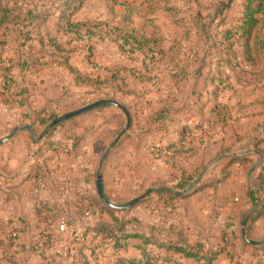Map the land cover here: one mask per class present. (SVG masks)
I'll return each instance as SVG.
<instances>
[{
  "label": "rangeland",
  "instance_id": "374dc122",
  "mask_svg": "<svg viewBox=\"0 0 264 264\" xmlns=\"http://www.w3.org/2000/svg\"><path fill=\"white\" fill-rule=\"evenodd\" d=\"M140 1H130L128 12L132 14L127 22L124 20L125 10L120 4L109 0H82V6L85 5L87 10L90 9L89 12L97 15L99 10L102 11L96 17L86 18L83 16L80 19V21L89 20L96 24H104L105 26H99L98 29L101 33L100 38L97 35L91 39L75 40V36H70L71 34L56 35L58 44H67L65 50L57 51L55 48L50 47L49 52H54L53 56H47L46 53L34 56V58L41 57V60L32 65L28 75H24L17 69L13 70L15 84L18 85V97L9 99L7 103L0 98V109H22L24 111L19 127L27 125L31 127L33 154L42 160L47 159L46 157L51 151L45 143H53L52 139L61 133H63L62 136L66 140H70V143H76V147L87 134L91 138L89 136L91 132L94 135L98 133L100 140L99 154L102 162L94 174L102 175V183L104 181V187L102 185V188L103 191L105 190V197L110 202L120 205L143 195L149 189L152 190L149 196L136 203L126 213L119 214L120 217L126 219L135 217L139 221V224L130 223L127 225L126 230L128 232H141L144 227H150L158 223L165 226L175 224L186 235L195 240H200L204 245L215 248L217 243L216 235L213 233L215 223L211 220L206 221L205 231L201 232L192 228L190 226L191 221L186 215V213H189V204H182L179 201L186 200L197 189H202L205 185L221 181L226 175L225 166L230 164L229 159L232 158L223 160L203 178L192 192L187 195H179L182 196L181 198L172 199L168 194H156L155 192L166 189L176 194L175 191H182L186 186L183 188L177 187L181 178L190 179L191 183L211 162L221 154L229 152L228 149L223 151V146H218L216 141L210 143L207 140V143L199 144L202 134L205 137L209 136L207 131L203 130V126L207 124L206 119L208 116L202 122L193 114L196 118L195 124L191 125L186 131L180 126L177 133H175L176 131L172 126L175 123L177 112H193L195 109H200L205 96L197 100L194 95L190 96V83L180 81L174 84L169 78L170 72L173 71L172 65L182 55L184 58L183 53H189L188 47L190 45L198 44L199 48L203 47L201 44L203 39L206 38L200 35L197 37L194 23L197 5L200 4L202 8L207 7V10L204 8L203 22V19H206V16L210 13L209 7L217 4L220 0H179V2L176 0L173 2L174 8L169 7L172 9L171 12L163 11L165 0H152L150 3H140ZM14 2L17 3L14 5L27 9V6L21 0H1L0 7H3V5L12 7ZM116 9H118V12ZM79 10L73 17L74 21L77 15L78 17L82 16V14H79ZM121 11V16L117 18L118 13ZM235 13L236 9L234 7L226 18L224 28L234 25ZM54 20L55 18H51L49 24H52ZM16 23L25 26L27 21L13 19L12 23L7 26L6 31H0V67L1 64L3 67L6 66V62L11 64L8 61H14L13 59L17 57L19 52L14 35L16 28H14V24ZM115 28L123 31L133 30L139 35L141 32L156 33L158 37L163 39L162 48L170 49L174 47V51L169 52L170 50L163 48L165 49L166 58L164 57L161 62L160 60L153 62L146 60L147 70L142 62V54L139 52L129 53L128 50L126 52L122 51V39L113 34ZM4 33L6 35H3ZM57 43L55 44L58 45ZM32 45H36V43L34 42ZM65 61H67V64H64ZM92 63L97 66L96 69L91 67ZM241 81L243 84L245 83L244 79H241ZM2 83L0 72V87ZM237 89L241 95H244L242 97L247 98V101L258 93L261 97L259 108L264 109V81L261 80L256 88ZM102 99L114 100L127 110L130 117V125L127 130L124 131L126 117L123 111L112 105L96 107L80 116L62 122L56 127H50V123L57 117ZM206 108L210 109L208 106ZM234 108L236 107L231 109ZM164 109H172V112L167 113L165 119L158 123L159 125L152 123V116ZM207 109L205 111H208ZM217 109L221 108L218 107ZM224 109H226V106ZM6 125V120L0 122V139L11 132L8 131ZM139 129L144 130L141 132L149 133L153 137L156 132H162L167 138L175 133L177 139L172 142L169 140L170 142L149 144L145 140V134L139 135ZM242 131L245 135L248 134L247 127ZM44 132L50 133V136L48 138L44 137L45 135L42 136ZM181 138L184 139V144H187L186 147L188 144L193 143L194 150L192 149L193 153L191 154L179 153V159L176 160L172 151L166 150V148L176 144ZM35 142H38L39 146L42 144L43 147H35ZM142 145L148 152L151 149L154 150L152 151L154 159L165 161V164L171 169L169 170L171 173L168 175V179L147 185L144 183L143 177L148 171L140 169L138 172L132 173L131 184H123V182L120 184L123 170L119 169L118 160L127 155L132 157L142 155V151H144V148L141 150ZM76 147H74V150ZM124 152L127 155H124ZM156 173H161V171L156 170ZM177 177H179V180L175 182L174 179ZM90 181L94 182L92 176ZM86 193L89 195L96 194L93 187L90 190L87 189ZM85 212L86 210L79 211L82 229L92 226L97 219L95 214L91 212L92 219L87 222ZM57 215L61 220L68 222L66 211H60ZM105 216L100 214L98 219L109 221ZM197 220L201 219H195V221ZM199 222L201 223V221ZM64 239V235L57 234L53 237L52 248L46 252L47 257H49L46 258L47 261H44V258H38L37 255H32L28 256V264H70V259L65 258L67 248L63 244ZM95 243L99 244L96 254L100 264H114L117 258L128 259L139 255V251L134 248L114 254L108 240L102 238L94 241ZM152 251L157 253L154 249ZM25 254L17 255V257L22 259L27 256ZM13 257L17 262L20 260L16 256ZM4 259V256L2 257L0 253V263L8 264Z\"/></svg>",
  "mask_w": 264,
  "mask_h": 264
},
{
  "label": "trees",
  "instance_id": "16d2710c",
  "mask_svg": "<svg viewBox=\"0 0 264 264\" xmlns=\"http://www.w3.org/2000/svg\"><path fill=\"white\" fill-rule=\"evenodd\" d=\"M21 1L27 6V9L14 5L17 4L16 2L13 3L12 7L4 5L0 7V31H6L7 26L12 23L13 19L27 21L25 26L14 24V28L16 27L14 35L19 50L17 57L13 59L15 62L8 61L11 64L6 62V66L3 67L1 64L0 67L3 80L0 87V98L6 103L9 99L18 97V85L15 84L16 80L13 70L17 69L24 75H28L32 65L41 60V57L34 58V56L43 53H46L47 56H53L54 52H49L50 47L55 48L57 51L65 50L64 48L67 47V44H58L56 35L71 34L70 36H75V40L91 39L97 35L100 38L99 26H105L102 23L96 24L89 20L73 21V16L82 6V0ZM109 1L120 4L123 7L125 10L124 20L128 22L132 14L128 12L130 4L116 0ZM173 1L165 0L163 11L171 12V8H174V5L170 3ZM236 1L220 0L217 4L209 7L210 13L206 16V19H203V22L204 8L207 10V7L202 8L200 4L197 5L194 23L197 37L200 35L206 38L203 39L201 44L203 47L191 50L188 55H184L183 59L176 61L173 65V71L170 72L169 78L174 84L180 81L190 83V96L194 95L197 100L205 96L204 103L200 105V109H195V111L191 112L202 122L205 121L206 116L215 112L218 107L221 108V112L224 111L225 106L222 105L219 99L223 91L231 89L227 70L238 68L240 65L239 61H242L250 67L259 65L257 73L264 72V0H240V10L238 16L234 18V25L224 28L227 13ZM51 17H55V20L52 24H49ZM113 34L122 39V51L126 52L128 50L130 51L129 53L139 52L143 55L142 62L147 70L146 60L153 62L165 57V51L162 48L163 39L158 37L156 33L147 34L146 32H141L139 35L133 30L123 31L115 28L113 29ZM3 35H6V33ZM34 42L36 45H32ZM64 64H67V61ZM91 67L93 69L97 68L94 63L91 64ZM207 106L210 109H207ZM206 109L208 111H205ZM170 112H172V109L156 112L151 118L152 123L162 122L167 113ZM182 128L185 131L188 129L185 126ZM43 135L48 138L50 133L44 132ZM195 141L197 140L195 139ZM204 142L205 135L202 134L199 144ZM261 142H264V139L254 144L255 150L259 151L258 147ZM184 143V139L181 138L176 144L168 146L166 150L172 151L174 158L179 153H193V143L188 144L187 147V144L185 145ZM45 145L51 151L55 150L51 143H45ZM34 146L43 147L42 144L39 146L38 142H35ZM74 147H76V143H73ZM229 160L230 163H240L247 170L256 165L253 173L255 183H252L247 190L252 209H254L247 222H253L264 216V155L257 163L247 157H237ZM248 163L250 164L249 168L246 166ZM96 175H92L94 181ZM189 183L190 179L186 180L183 177L177 187L183 188ZM155 193L168 194L172 199L182 197L166 189ZM76 207L79 211H85L90 207L91 212L95 214L97 219L92 226L84 229L81 233L72 234L70 247L67 248V254L65 255V258L70 259V264H100L96 254L99 244H94V241L99 238L108 240L114 254L121 251L126 252L129 248L139 251L138 258H117L114 264H186L185 260H193L197 264H214L215 260L223 252V247L211 248L204 245L200 240H195L191 236L186 235L175 224L165 226L158 223L150 227H144L141 232H128L126 230L127 225L130 223L139 224L137 218L126 219L120 217V213H126L128 210H112L104 206L96 194H83L81 200L76 203ZM99 213L106 215L109 221L98 219ZM42 218L43 221H46V217ZM228 224L231 225L230 222ZM220 234L225 241V233L220 231ZM229 235L233 238V233H229ZM17 240L18 235L15 229L11 227L10 222L0 220V253L2 257L4 256L6 263L28 264L30 253L40 251L44 247L51 248V241L47 236L45 239L30 243L28 247H21L22 249L24 248V253L27 255L21 259L17 257V255L20 256L16 252V248L19 247ZM252 247L256 248L259 253H264V246L255 244ZM152 249L157 253H154ZM13 256L20 260L18 262L15 261ZM43 258L44 261H47L46 258L49 257ZM0 264H3V262ZM234 264L242 263L241 261H236Z\"/></svg>",
  "mask_w": 264,
  "mask_h": 264
},
{
  "label": "crops",
  "instance_id": "0c3cea01",
  "mask_svg": "<svg viewBox=\"0 0 264 264\" xmlns=\"http://www.w3.org/2000/svg\"><path fill=\"white\" fill-rule=\"evenodd\" d=\"M116 1L133 2V0ZM151 1L141 0L140 3H150ZM234 7L236 9L235 17H237L240 10V0H237L231 9ZM231 9L227 16L231 13ZM89 11L90 9L87 10L83 5L79 10V14L82 16L78 17L77 15L75 21H80L83 16L92 18L102 13L99 10V13L95 15ZM121 14L122 11L118 13L117 18ZM197 47L198 44L190 45L188 47L189 53ZM166 50L173 52L174 47ZM189 53L183 54L188 55ZM181 59H183V55ZM170 62L169 59V64ZM239 64L238 68L227 70L231 89L223 91L219 99L226 106V109L222 112L217 109L207 117V124L203 126V130L205 129L209 136L205 137V142L214 143L216 141L218 146H223V151H226L225 149L231 152L246 151L240 157H247L257 163L260 158L252 151H258L255 150L254 144L264 139V109L259 108L261 97L256 93L252 99L247 101V98L242 97L244 95H241L237 88H256L261 80L264 81V72L257 73L259 65L250 67L242 61H239ZM241 79H244V84ZM232 107L236 108L231 109ZM23 112L22 109H0V122L6 120L8 131H13L19 128ZM176 115L175 123L172 126L176 131L175 133L180 126L190 128L196 122V118L191 112L178 111ZM156 125L159 124L156 123ZM246 127L247 135L242 131ZM141 131L144 130L139 129V135L145 134V140L149 144L170 142L169 140L172 142L177 139L175 133L167 138L162 132H156L153 137L151 134ZM62 134L52 139V147L56 150L49 151L47 159L43 160L33 154L30 131H20L11 140L0 146V220L9 221L11 227L15 229L18 235L17 245H19L16 252L19 255L24 254V248L28 247L30 243L45 239L47 236L50 238L52 248L53 237L57 234L65 236L63 244L68 248L72 234H79L84 230L76 203L81 200L87 189L90 190L93 187L94 192H96L95 181H90V177L99 169L102 162L99 154V134L94 135L91 132L89 134L91 138L87 134L85 138L79 141L75 150L73 143L66 140ZM143 148L145 152L142 151V155L138 157H132L124 152V155L128 157L125 156L118 160L119 169L123 170L120 184L121 182L131 184L132 173L138 172L140 169L148 171L143 177L144 183L147 185L168 179L171 169L168 168L165 161L154 159L153 149L148 152L144 145H142L141 150ZM258 149L262 157L264 155V142L260 143ZM175 159H179L178 155ZM248 165L249 163L246 166L248 167ZM225 167L226 175L221 181L205 185L204 188L198 189L186 200L179 202L189 204V213L186 215L191 221L190 226L192 228L201 232L205 231L206 221L211 220L215 223L213 233L216 235V247H223V252L214 264H234L236 260L241 261L242 264H264V253H259L256 248L244 242L241 237L240 222L245 217L248 221L252 211L247 190L252 183H255L254 172L250 175V169L247 170L238 162H232ZM156 170L161 171V173H156ZM178 180L179 177L174 179L175 182ZM41 184L43 187L39 188ZM63 210L68 215V222H66L68 229L66 232L60 233L58 231L60 218L57 214ZM42 217H46V221H43ZM194 218H200L201 223L198 220L195 221ZM247 221L245 225L247 239L259 246H264V216L253 222ZM220 231L225 233V241L222 239ZM229 233H233V238L230 237ZM51 248L44 247L29 255H37L38 258L47 257L46 252ZM138 257L139 255L133 258ZM184 262L196 264L193 260H185Z\"/></svg>",
  "mask_w": 264,
  "mask_h": 264
},
{
  "label": "water",
  "instance_id": "95a60500",
  "mask_svg": "<svg viewBox=\"0 0 264 264\" xmlns=\"http://www.w3.org/2000/svg\"><path fill=\"white\" fill-rule=\"evenodd\" d=\"M103 105H112L114 107H117L119 109H121L126 117V126H125V130H127L129 128L130 125V117H129V113L127 112V110L121 106L119 103H117L114 100H110V99H102V100H98L95 102H92L82 108L73 110L71 112H68L62 116L57 117L56 119H54L51 123H50V127H56L59 124H61L62 122H65L69 119H72L74 117L80 116L88 111H90L91 109H94L96 107H100ZM30 131L31 127L30 126H23V127H19L14 129L13 131H11L10 133H8L6 136L2 137L0 139V145L8 142L9 140H11L18 132L20 131ZM246 151H239V152H226L221 154L217 159H215L213 162H211L207 167H205L200 174L191 182L189 183L182 191H175L176 194L178 195H187L190 192H192L196 186L203 180V178L211 171L213 170L218 164H220L223 160L228 159V158H237L242 156L243 154H245ZM253 154L258 155L259 158H261V153L258 151H252ZM256 169V165H254L250 170H249V174L251 175ZM95 190H96V195L97 197L100 199V201L102 202V204L112 210H116V211H123V210H128L130 209L132 206H134L136 203H138L139 201H141L142 199L146 198L147 196H149L152 193V190L149 189L147 190L143 195L127 202L124 204H114L112 202H110L104 195L103 192V188H102V175L98 174L95 178ZM254 211V209H252V211L250 212V214ZM246 221H247V217H245L244 219L241 220L240 222V226H241V237L243 239L244 242L251 244V245H255L254 242H251L247 239L246 237V233H245V225H246Z\"/></svg>",
  "mask_w": 264,
  "mask_h": 264
},
{
  "label": "built area",
  "instance_id": "2783aa9c",
  "mask_svg": "<svg viewBox=\"0 0 264 264\" xmlns=\"http://www.w3.org/2000/svg\"><path fill=\"white\" fill-rule=\"evenodd\" d=\"M42 187H43L42 184L39 185V188H42ZM85 217H86V221L87 222H90V220L92 219V213H91V208L90 207L87 208V210L85 212ZM67 229H68L67 223L64 220L60 219L59 222H58V231L60 233H64V232L67 231Z\"/></svg>",
  "mask_w": 264,
  "mask_h": 264
}]
</instances>
